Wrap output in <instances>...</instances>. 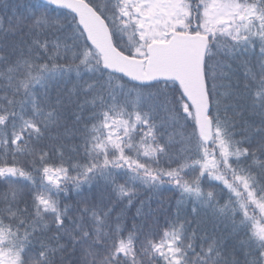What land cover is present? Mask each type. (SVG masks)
I'll return each instance as SVG.
<instances>
[{"label": "snow or ice", "instance_id": "1", "mask_svg": "<svg viewBox=\"0 0 264 264\" xmlns=\"http://www.w3.org/2000/svg\"><path fill=\"white\" fill-rule=\"evenodd\" d=\"M9 30L21 39L12 53L0 47V264H264V0H35ZM257 44L256 63L243 61L246 82L232 83L228 60ZM71 73L73 89L51 94ZM158 110L192 132L165 139ZM70 119L84 123L74 129L84 163L65 167L45 141ZM97 177L129 206L137 184H172L178 209L195 205L193 220L178 210L147 232V223L128 227L103 191L85 195ZM206 180L223 185V203ZM70 189L74 205L64 202ZM201 208L213 232L197 244L208 224ZM225 221L228 235L216 231ZM241 235L243 262L228 250Z\"/></svg>", "mask_w": 264, "mask_h": 264}, {"label": "trees", "instance_id": "2", "mask_svg": "<svg viewBox=\"0 0 264 264\" xmlns=\"http://www.w3.org/2000/svg\"><path fill=\"white\" fill-rule=\"evenodd\" d=\"M35 2V0H0V47H3L5 49L6 54L12 53L16 50V46L20 44V36L14 34L13 31H10L9 29L12 28V26L20 19V13L25 11V7L30 5L31 3ZM60 12H64L62 10H58ZM49 39H53L51 34L48 36ZM27 39V37H25ZM70 53L68 56L70 57ZM259 55V45L257 44L254 51L250 50L249 53L246 56H242L236 61L228 60V63L232 64L233 70L235 75L233 76L232 83L234 84H243L245 83V67L243 66V61L249 60L251 61V65H254L256 63V58H258ZM223 59V57H221ZM41 62H47L46 60ZM57 63L59 64H67L70 63V60L67 59H60L57 60ZM250 65V66H251ZM85 80H90V77L88 75H85L83 77ZM126 80V79H125ZM78 83L75 73H71L70 75L66 76L64 79L58 81L54 85H50L49 91L51 94H55L56 91L62 90L64 94H67L69 91H71ZM225 83H228V81H225ZM131 87V85H129ZM223 91V89H221ZM38 94L42 92L41 89H37ZM3 93H0L2 95ZM84 97H80V101L83 102ZM88 113L85 112V115ZM166 113L162 110H158L155 114V123L157 125L164 124V127L161 128V132L164 135V138L167 139L169 133H176V132H183L185 136L190 134L192 132V127L190 122L184 127L180 128L179 126H172L167 123L166 121ZM181 124H184V121L180 122ZM84 123L73 125L72 120L70 119L67 122V130L64 128H60L58 130H54L52 135L53 136H59L60 139L57 141L48 140L45 141L46 144L51 147L53 144L59 149V151H63L64 153V162L65 167L68 166V161L71 160L73 164L75 163H84V150H83V142L81 139L82 132L81 131H75L74 129H83ZM90 127V125H89ZM139 127V126H138ZM239 139V137H237ZM176 140H179L180 137L176 136ZM163 142V141H162ZM60 145H63L62 148H60ZM181 147L180 144H176L172 148V152L175 153L178 151V149ZM21 161H27L29 158L26 157H18ZM53 160L54 162H59V155L58 152L53 154ZM166 166V165H163ZM70 174L76 175L75 172L71 171ZM35 176V173H33ZM119 183H124V180L117 178ZM18 186L23 187L25 192L30 191V186L25 184H19ZM204 186L206 190L209 187H212V190L220 193L223 196V199L221 200V203L224 202V200L227 199L228 193L226 191H222L223 185L220 184L219 181H213L211 184L209 181H204ZM7 187L6 182L3 179H0V192L4 191ZM131 187V185L129 186ZM82 190L84 191L85 195H91L94 193H98L103 191L105 193L106 198H111L112 203L114 205V214H113V220H115L116 215H119L123 213L124 216V222L127 223L128 227H131L133 223L142 225L144 223H147L149 225V228L145 229V232L149 231L151 228L157 227L158 225L162 226L165 222V220H172L175 218L177 211H180L181 218L187 217L189 221L193 220V216L191 214V208L195 205L189 201H185L183 203V206L178 209V201H181V193L179 190L176 189V187L172 184H169L165 182L163 185H161L158 189H151L147 186L139 185L137 184L133 188V200L132 205H128L127 198H121L120 200L116 199L115 194L112 192L111 187L107 184H105L104 180L100 177H97L94 179L91 184L85 183L82 185ZM70 199L64 200V202L68 205H74L79 199V197L76 196L75 189H70L69 191ZM218 198H220L218 196ZM141 208L143 212L145 213V219H141L137 217V209ZM200 212V217L197 219L208 221L207 229L205 232H197V235L201 237V239H198L195 241V243L200 244L202 242V239L205 235L211 234L213 232V219L211 218V212L210 210L206 208L198 209ZM251 211V209H250ZM256 215L259 216V212L257 210ZM237 220L240 219L239 216L236 217ZM217 227L216 231L218 232H224L225 235H228V232L225 231L226 226L228 227V230H230V222L225 221L224 223L216 222ZM192 227L195 229L196 225L193 223ZM244 239L243 235L239 237V239H229L228 241V250L231 252L233 250L236 251V258L240 259L243 262L244 254L239 249V242L240 240ZM199 251V249H197Z\"/></svg>", "mask_w": 264, "mask_h": 264}, {"label": "water", "instance_id": "3", "mask_svg": "<svg viewBox=\"0 0 264 264\" xmlns=\"http://www.w3.org/2000/svg\"><path fill=\"white\" fill-rule=\"evenodd\" d=\"M41 2H43V0H41ZM51 7H54V6H51ZM64 11H66V10H64ZM127 79V78H126Z\"/></svg>", "mask_w": 264, "mask_h": 264}]
</instances>
